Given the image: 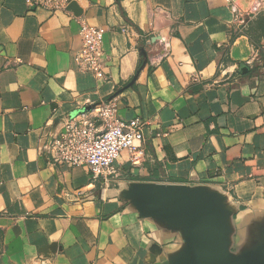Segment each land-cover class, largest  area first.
<instances>
[{
	"label": "crops",
	"instance_id": "0c3cea01",
	"mask_svg": "<svg viewBox=\"0 0 264 264\" xmlns=\"http://www.w3.org/2000/svg\"><path fill=\"white\" fill-rule=\"evenodd\" d=\"M72 2L0 0V264H166L182 236L122 198L134 181L225 194L242 250L264 223V0ZM80 20L103 29V80L75 61ZM103 101L145 122L137 162L122 150L107 180L51 163Z\"/></svg>",
	"mask_w": 264,
	"mask_h": 264
},
{
	"label": "water",
	"instance_id": "95a60500",
	"mask_svg": "<svg viewBox=\"0 0 264 264\" xmlns=\"http://www.w3.org/2000/svg\"><path fill=\"white\" fill-rule=\"evenodd\" d=\"M74 6L75 2L69 5ZM121 196L142 218H153L182 236L181 248L166 264H264V223L249 245L239 252L232 250L234 210L218 190L205 185L134 181Z\"/></svg>",
	"mask_w": 264,
	"mask_h": 264
},
{
	"label": "built area",
	"instance_id": "2783aa9c",
	"mask_svg": "<svg viewBox=\"0 0 264 264\" xmlns=\"http://www.w3.org/2000/svg\"><path fill=\"white\" fill-rule=\"evenodd\" d=\"M73 0H26L30 8L67 11ZM80 48L75 55L78 68L92 72L98 79L104 73V32L86 20H80ZM145 122L136 117L122 119L111 101H103L89 111L69 117L62 131L47 145L50 162L59 165H85L94 179L117 177L120 152L128 149L130 161L136 163L143 154Z\"/></svg>",
	"mask_w": 264,
	"mask_h": 264
}]
</instances>
